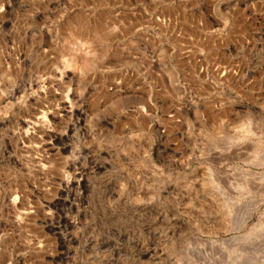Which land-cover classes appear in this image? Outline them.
Listing matches in <instances>:
<instances>
[{"label":"rangeland","instance_id":"obj_1","mask_svg":"<svg viewBox=\"0 0 264 264\" xmlns=\"http://www.w3.org/2000/svg\"><path fill=\"white\" fill-rule=\"evenodd\" d=\"M263 122L264 0H0V264H264Z\"/></svg>","mask_w":264,"mask_h":264},{"label":"bare ground","instance_id":"obj_2","mask_svg":"<svg viewBox=\"0 0 264 264\" xmlns=\"http://www.w3.org/2000/svg\"><path fill=\"white\" fill-rule=\"evenodd\" d=\"M263 121V120H262ZM264 123V122H263Z\"/></svg>","mask_w":264,"mask_h":264}]
</instances>
